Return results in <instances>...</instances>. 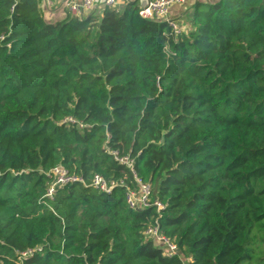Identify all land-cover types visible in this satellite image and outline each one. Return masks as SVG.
Instances as JSON below:
<instances>
[{
    "label": "trees",
    "instance_id": "16d2710c",
    "mask_svg": "<svg viewBox=\"0 0 264 264\" xmlns=\"http://www.w3.org/2000/svg\"><path fill=\"white\" fill-rule=\"evenodd\" d=\"M189 20L0 0V264H264V0ZM57 166L83 182L48 198ZM136 179L161 211L128 206Z\"/></svg>",
    "mask_w": 264,
    "mask_h": 264
},
{
    "label": "built area",
    "instance_id": "2783aa9c",
    "mask_svg": "<svg viewBox=\"0 0 264 264\" xmlns=\"http://www.w3.org/2000/svg\"><path fill=\"white\" fill-rule=\"evenodd\" d=\"M131 1L138 3V15L143 19H156L166 22L172 29L174 34L181 32V26L174 20L168 19L169 9L172 5L182 4L185 0H60L61 6L72 17L82 18L87 11L99 9L103 7L116 8ZM56 5V0H40V8L50 9ZM81 127L82 125L79 124ZM119 162L126 164L132 168V161L126 157L118 158L116 152H111ZM52 183L46 189L45 196L52 198L56 187L64 186L74 182H83L76 175L69 174L61 166L54 167L51 170ZM138 188L131 189L127 187L126 203L132 209H145L147 207H155L156 212L164 208V204L159 201H152L150 198L151 188L147 182L136 179ZM92 185L102 192H110L113 183H107L101 176L95 175L92 179ZM144 235L152 239L158 244L163 255L172 257L177 254L176 244L159 231L158 223L155 221L144 230ZM31 250L23 252L22 256H26ZM181 264H188L182 259Z\"/></svg>",
    "mask_w": 264,
    "mask_h": 264
},
{
    "label": "crops",
    "instance_id": "0c3cea01",
    "mask_svg": "<svg viewBox=\"0 0 264 264\" xmlns=\"http://www.w3.org/2000/svg\"><path fill=\"white\" fill-rule=\"evenodd\" d=\"M215 0H185L182 4L172 5L169 9L168 19L176 21L182 28V30H186L190 25L189 17L193 13V5L195 2H212ZM122 6V5H120ZM43 17L46 21H56L60 20L65 15V10L60 4V0H56V5L53 9L41 8ZM92 9L87 11L85 15L94 11Z\"/></svg>",
    "mask_w": 264,
    "mask_h": 264
},
{
    "label": "rangeland",
    "instance_id": "374dc122",
    "mask_svg": "<svg viewBox=\"0 0 264 264\" xmlns=\"http://www.w3.org/2000/svg\"><path fill=\"white\" fill-rule=\"evenodd\" d=\"M54 7L50 8V9H53Z\"/></svg>",
    "mask_w": 264,
    "mask_h": 264
}]
</instances>
